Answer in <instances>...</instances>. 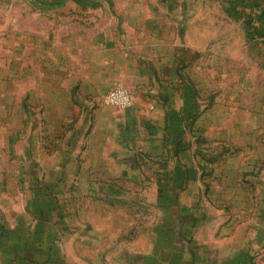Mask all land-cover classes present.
<instances>
[{
    "label": "rangeland",
    "instance_id": "rangeland-1",
    "mask_svg": "<svg viewBox=\"0 0 264 264\" xmlns=\"http://www.w3.org/2000/svg\"><path fill=\"white\" fill-rule=\"evenodd\" d=\"M131 29L139 50H156L163 58L172 54L177 83L187 86L188 91H182L187 95V159L198 166L201 199L196 206L210 213L205 229L213 234L203 236L213 239L227 227L234 240L224 248L201 243L193 263L213 262L208 253L216 249L228 254L227 262L219 264H264V0H0V53H11L2 58L14 63L0 69V192L18 194L20 184L35 177L25 153L35 150L37 131L43 133L38 142L45 152L54 146L62 155L75 147V170L68 171L61 160L55 191L62 216L58 224L66 228L61 242L67 252L85 239L101 241L104 236L91 235L92 225L101 226L91 213L111 208L104 207L100 196L84 195L81 185L74 188L71 183L83 177L79 152L93 142L97 117L105 108L121 111L104 104L106 94L117 86L106 88L101 72L107 71V52L131 41ZM104 45L109 51L100 52ZM21 79L27 82L28 116L19 108ZM47 93L58 97L47 99ZM41 100L59 102L58 123L51 121V107H43L49 116L39 122ZM174 109L181 112L183 107L177 104ZM25 131L32 134L26 138ZM52 134L58 136L53 140ZM137 173L135 191L127 189L135 194V203L126 207L135 209V242H143L148 237L143 228L161 226L164 212L172 210L168 201H159L164 192L156 181L163 172ZM44 178L51 179L49 171ZM44 193L50 195L49 187ZM178 204L173 218L177 226ZM9 221L0 218V227L9 228ZM67 228L75 230L68 235ZM2 232L0 246L12 237ZM1 250L0 262L6 258Z\"/></svg>",
    "mask_w": 264,
    "mask_h": 264
},
{
    "label": "crops",
    "instance_id": "crops-1",
    "mask_svg": "<svg viewBox=\"0 0 264 264\" xmlns=\"http://www.w3.org/2000/svg\"><path fill=\"white\" fill-rule=\"evenodd\" d=\"M130 33L134 34L130 42L119 43L115 51L110 54L107 52V71L101 73L106 88L109 84L117 87L122 85L136 94L135 105L121 111L105 108L97 117L98 129L91 131L90 139L93 142L79 152L82 154L79 166L83 177L78 179V183L77 180L71 183L74 188L81 185L79 190L84 195L100 196L104 207L111 208L98 214L94 211L91 213V216H98L101 224L100 227L91 224V235L104 237L94 244V239H85L82 245L73 244L65 251L61 235L66 228L58 224L62 216L56 203L55 191L60 181L58 172L63 170L61 160L67 162L68 171L75 170L76 149L70 147L61 155L59 149L53 146L50 153L45 152L38 142L39 138H43V133L40 135L37 131L35 150L25 153L26 160L31 158L30 167H35V177L25 179V183L20 184L17 190L18 194L9 196L0 192V203L5 204V208L0 209V218L11 219L9 228L2 225L0 233L5 230V233L12 234L10 241L0 246L6 256L0 264H194L193 257H197L200 252L198 247L205 242L209 247L224 245L223 248L234 242L227 227H222L219 233L215 232V237L211 239L213 234L205 229L210 213L196 206L201 199L198 189L201 181L196 172L197 164H189L187 159L189 133L185 127L188 115L184 112L187 95L183 92L188 90L186 85L177 83L175 63L170 57L172 54L163 58L161 55L164 54L156 50H139V45L135 46L134 29ZM104 51H109L108 45L100 49V52ZM3 55L11 53H0V69L3 65L12 67V60L2 58ZM21 60L20 65L26 68L27 63L22 64ZM5 81L10 80L5 78ZM21 81L19 108L23 107V113L28 116L31 112L26 104L27 82ZM46 98L56 100L48 93ZM38 104L41 107L37 116L39 122L44 121L42 117L49 116L43 107H51V121L58 123V101L50 105L48 101L44 103L41 100ZM177 104L183 107L181 112L174 109ZM45 120L49 122L48 118ZM23 133L26 138L32 134L27 131ZM56 134L51 135L52 139L58 136ZM171 143H175V151H172ZM48 156H51V162ZM45 170L50 172V180H45ZM145 170L163 172L162 178L156 181L164 192V197L159 196V201H168L172 211L164 212L165 220L162 218L161 226L143 228L142 234L148 236L146 241L135 242V209L133 206L129 209L126 207L128 202L135 203V194H129L127 189L135 191L137 172ZM88 171H99V174L89 175ZM139 183H143L142 180ZM45 187H49V196L44 193ZM178 203L183 207L178 213L180 223L177 226L173 218L177 217L175 211ZM89 207L95 210L96 206L90 204ZM115 215H120L117 217L120 221L112 227ZM74 230L67 228L68 235ZM204 234L210 237L206 239ZM226 252L215 249L214 254L212 251L208 253L213 259L209 264H219L221 261L226 263ZM216 255L218 263L214 262Z\"/></svg>",
    "mask_w": 264,
    "mask_h": 264
},
{
    "label": "built area",
    "instance_id": "built-area-1",
    "mask_svg": "<svg viewBox=\"0 0 264 264\" xmlns=\"http://www.w3.org/2000/svg\"><path fill=\"white\" fill-rule=\"evenodd\" d=\"M136 102V95L125 87H116L104 97V104L119 110L132 108Z\"/></svg>",
    "mask_w": 264,
    "mask_h": 264
}]
</instances>
